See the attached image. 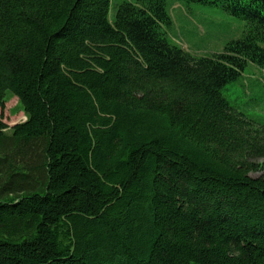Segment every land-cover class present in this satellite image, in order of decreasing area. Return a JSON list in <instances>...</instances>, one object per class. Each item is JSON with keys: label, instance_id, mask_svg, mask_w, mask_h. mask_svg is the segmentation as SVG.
<instances>
[{"label": "trees", "instance_id": "1", "mask_svg": "<svg viewBox=\"0 0 264 264\" xmlns=\"http://www.w3.org/2000/svg\"><path fill=\"white\" fill-rule=\"evenodd\" d=\"M191 2L243 34L185 49ZM262 43L264 0H0V264H264V127L224 95Z\"/></svg>", "mask_w": 264, "mask_h": 264}, {"label": "rangeland", "instance_id": "2", "mask_svg": "<svg viewBox=\"0 0 264 264\" xmlns=\"http://www.w3.org/2000/svg\"><path fill=\"white\" fill-rule=\"evenodd\" d=\"M170 13L174 23L171 37L196 55L221 51L227 42L241 37L245 29L242 19L212 4L175 3L170 7ZM107 25L112 27L110 21H107ZM261 45L264 46V43ZM76 61L77 64L68 63L65 66L102 69V60L94 50L88 55L82 53ZM224 95L234 108L264 127V68L249 63L241 77L227 85ZM16 108L17 98L14 97L4 111V122L9 126L26 119L23 112H15ZM258 160L263 161L264 158ZM260 174L252 172L254 176Z\"/></svg>", "mask_w": 264, "mask_h": 264}]
</instances>
